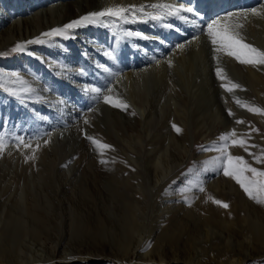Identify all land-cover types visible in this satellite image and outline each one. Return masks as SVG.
Wrapping results in <instances>:
<instances>
[{
  "label": "bare ground",
  "instance_id": "obj_1",
  "mask_svg": "<svg viewBox=\"0 0 264 264\" xmlns=\"http://www.w3.org/2000/svg\"><path fill=\"white\" fill-rule=\"evenodd\" d=\"M153 3L183 4L193 8L195 14L184 13L186 20L167 17L159 22H141L138 19L136 23L128 24L105 17L103 25L107 30L97 25L70 30L69 34L78 39L74 41V45L62 43L56 37L52 38L54 43H57V48L54 53H46V62L51 63L57 78L51 76L45 80L42 88L35 82H28L31 87L37 88L36 91L49 89V96L37 93V97L48 99L46 104L55 110L47 111L43 115L44 122L39 126L41 128L32 135L41 136L50 132V137L48 142L36 151L37 154L33 153L35 160L39 162L35 165L29 163L26 168L22 164L25 155L19 163L22 174L5 172L0 178V224L12 230H8V238L4 232L1 235L3 239L12 241L13 246H19L23 237L33 240L45 237L46 241L55 244L53 251H56L60 243L56 241V236L50 233L52 227L58 229L64 226L65 214L68 216V222L81 221L85 227H90L94 220L93 216H87L86 209H91V206L95 210L102 209L106 215H98L95 218L98 237L106 243L109 242V237L116 241L120 239L121 234L126 236L124 244L117 250L118 255L126 252L120 264L152 262H147L142 255L136 263L127 261L131 249L137 250L140 247L138 240L146 229L143 221L145 208L139 203L133 206L129 201L122 199V195L125 190L132 191L133 184L137 185L142 195H147L152 190L153 180L150 176L148 190L140 182L139 172L130 174L129 180L124 181L113 172L115 170L108 172L106 177L92 171L93 161L97 157L102 158L107 149L98 146L107 145L102 128L110 124L114 129L120 127V112L128 113L132 104L144 116L143 129L154 146L151 153L152 159L156 161L154 166L160 172L159 177L165 178L178 162L170 148L179 146L182 139L172 131L161 137L159 129L155 128L156 122L168 117L175 121L176 117H179L185 123L187 113L194 109L207 124L217 125L228 131H243L246 129L245 117L249 111L238 105L236 100L246 104V101L253 99L258 103L254 104L255 107L264 109V66L243 65L223 53H215L206 34L207 25L214 20L239 23L243 25L238 29L243 41L264 51V15L253 16L250 11L264 7V0H35L30 5L28 3L25 10H0V42L2 45L11 36L14 39L23 37L28 41L37 38L48 39L42 37L41 29L45 30L44 33L49 32L88 13L108 7ZM147 11L152 9L148 8ZM226 17L229 19L225 20ZM39 18L45 24L39 23ZM165 24H170L171 27H165ZM47 26L49 29H46ZM19 27L23 30L18 31ZM125 32H139L150 39L128 37L124 35ZM112 38L116 41V50L109 41ZM180 45L184 47L180 48ZM108 52H112L115 59H110ZM217 67L223 70L226 80L217 77ZM105 68L108 71H105ZM227 80L241 87L229 93L221 86L226 84ZM86 88H99L101 91L97 95L85 91ZM105 96L127 105V108L113 107L110 103H105ZM2 110L0 105V115ZM80 111L87 113L84 114L83 120L79 119ZM229 111L232 115H229ZM49 115L54 117L53 121L46 123ZM237 120L243 123L238 124ZM108 121H111L110 124ZM135 130L136 128L129 131ZM60 136L67 142L59 149L62 156L58 157V151L52 153L51 148L57 142L60 143ZM120 136L127 139V145L131 147L132 152L138 153L135 138L124 133ZM88 137L98 143L94 145ZM134 159L138 161L137 158ZM69 164L68 168H63ZM126 165L132 167L128 160ZM27 173L31 174L30 178ZM67 188H72V193L77 199H74L76 202L69 208H64ZM161 208L160 213L164 215L166 208ZM253 209L255 214L250 233L254 241L262 245L264 253V216L262 214L257 217V209ZM249 240L250 238H246V242ZM105 243L100 244L98 249L106 248ZM44 244L45 242L41 243ZM20 254V250L7 251L2 247L0 264L56 263L52 256L47 258L39 255L37 259L33 255ZM88 256L93 261H103L102 255L96 250L89 252ZM161 257L158 256L159 259L153 261L156 264H166ZM69 258L71 260H68ZM63 260L85 262L86 257L66 252ZM236 262L232 261L230 264Z\"/></svg>",
  "mask_w": 264,
  "mask_h": 264
},
{
  "label": "rangeland",
  "instance_id": "obj_2",
  "mask_svg": "<svg viewBox=\"0 0 264 264\" xmlns=\"http://www.w3.org/2000/svg\"><path fill=\"white\" fill-rule=\"evenodd\" d=\"M34 1L0 0V10L9 8L19 11L24 8L25 10L27 4L30 5ZM38 20L39 23L45 24L42 19ZM99 27L106 29L104 25H99ZM47 28L49 29V26ZM22 30V27L18 28V31ZM44 31L41 29L40 33ZM56 38L68 45H74V41L78 40L74 39L72 34H69V38ZM45 40L47 43L44 44H27L28 39L25 40L23 37L14 39L11 36L2 45L0 42V77L7 78L8 87H20L19 84L11 82L14 79L10 76L11 73L19 74L27 83L35 82L41 88L45 80L50 79L51 76L57 78L51 63L46 62V53H54L57 43H54L53 39ZM109 41L114 48L115 39L112 38ZM17 44L25 45V51L12 52ZM36 89L33 95L24 96L22 100H18L0 87V105L3 107L0 115V137H3L5 143L4 151L0 154V178L5 172L8 174L14 171L22 174L19 163L24 156L34 157L37 154L36 151L50 137V132L41 136L32 135L34 131L41 128L39 126L44 122L43 115L47 111L55 110L46 104L48 99H37V93L49 96V89L45 88L47 91L38 89L40 92ZM248 101H246L248 105L254 107L256 106L254 104L258 105L253 99ZM130 107L131 110L128 113L120 112L118 118L120 127L114 129L110 124L111 121H108L110 125L102 128V135L109 147L104 151L102 158L97 157L92 163V171H97L106 177L108 172L115 170L113 172L118 177L121 176L120 178L124 181L129 180L130 174L135 175L139 172L140 182L148 190L150 176L153 180L152 190L147 195H142L137 185L134 184L132 191L125 190L122 195V199L129 201L133 206L139 203L145 208L143 221L146 229L143 230L138 240L140 247L137 250L131 249L130 258L128 257L127 261L136 263L142 255L147 262L152 261L148 264H156L153 260H156L158 256H162L161 259L166 264H197L198 262L200 264H230L232 261H237L236 264H264L262 245L257 244L250 233V225L254 221L253 214H255L253 207L257 209L256 216L261 217L262 214L264 216V204H258L250 199L235 180L225 176L222 169L216 165L209 163L221 156V152L217 149L222 147L224 142L220 140V137L232 131L207 124L200 119L194 109L187 113L185 123L179 117H176L175 121L172 117H168L166 120L156 122L155 128L159 129L161 137L172 131L182 139L179 146L170 148L172 155L178 160L176 167L166 174L165 178H162L159 177L160 172L154 166L156 161L151 156L154 146L143 129L144 116L132 104ZM84 114L80 111L78 114L80 120L84 119ZM53 118L49 115L46 123H51ZM245 120L246 129L235 131L236 136L230 138L227 151L233 156L243 157L253 167L264 171V164L256 163L254 160V156L264 155V116L248 112ZM174 124L181 129L180 133L174 130ZM135 128V131H129ZM121 133L137 140L138 153L131 151V147L127 145V139L120 136ZM17 138H23L25 143L30 144L31 147L26 148L20 145ZM231 139L245 140L248 150L233 146ZM58 140L61 144L57 142L51 150L52 153L58 151L57 156L60 157L62 153L59 149L65 145L67 140L61 136ZM134 158L138 159V163ZM35 159V157L34 159L25 158L22 164L26 168L29 163L35 165L39 162ZM127 160L131 162L132 167L126 165ZM69 166L70 164L63 168L66 169ZM27 176L30 178L31 174L27 173ZM66 191L63 203L64 208H69L72 203L76 202L77 197L72 193V188H67ZM215 200L227 204L228 207H221L213 202ZM162 206L166 208L164 215L160 213ZM90 208L86 209L87 216H93L92 220H94L90 227H85L81 221L68 222L67 214H65L66 224L64 226L58 229L52 227L50 233L56 236V241L60 243L56 251H53L55 244L46 241L45 237L41 240L23 237L19 246H13L12 241L3 239L1 235L4 232L7 237L10 232L8 230H11L4 224H0V249L3 247L7 251L20 250V255H33L37 259L39 255L47 256V258L52 256L56 259L55 264H120L126 252L123 251L118 255L117 250L120 245L124 244L126 236L121 234L117 242L109 237V242L105 243L102 238L98 237L95 218L98 215L103 217L106 215L102 209H96L97 212H95V209L91 206ZM246 238L250 240L246 242ZM43 242L45 244L41 245ZM103 243L107 244L106 248L98 249ZM92 250L102 255V262L88 258V253ZM66 252L82 254L86 257V261L63 262ZM142 263L144 264V261Z\"/></svg>",
  "mask_w": 264,
  "mask_h": 264
},
{
  "label": "snow or ice",
  "instance_id": "obj_3",
  "mask_svg": "<svg viewBox=\"0 0 264 264\" xmlns=\"http://www.w3.org/2000/svg\"><path fill=\"white\" fill-rule=\"evenodd\" d=\"M150 8L152 11H147ZM251 15L253 16H262L264 15V7L261 9H251ZM184 13L195 14L194 9L191 7H186L183 4H174V3H153L150 5H129L125 6H115L108 7L101 11H94L88 13L84 16H81L79 19L73 20L70 23L64 25L61 28L52 29L49 32H45L42 34V37H46L49 40L54 37H63L69 38L70 30L80 28L87 25H103L104 18H112L116 21H119L123 24L128 23H136L138 19L141 22H146L147 20L152 21H163L167 17H175L180 20H186V16ZM237 14H231V16H236ZM228 20L229 17L224 18ZM109 27H115V25H107ZM165 27H171L170 24H165ZM243 25L239 23H224L220 19L214 20L212 23L207 25V36L213 45V51L217 54L223 53L228 57H232L237 60L240 64L243 65H251L253 67L256 66H264V51H261L248 43L243 41L238 29L242 28ZM125 36L128 37H138L143 39H150L148 36H142L139 32H125ZM47 43V40L42 38H37L35 40H30L27 44H44ZM183 48V45L179 46ZM25 51V45L17 44L12 52H23ZM110 59H115L112 52L107 53ZM169 66L171 67V62L169 61ZM105 71H108L105 68ZM216 75L218 78L222 80H226V76L224 75L223 70L220 67L216 69ZM10 76L14 78L11 82L13 84H19V88L8 87V80L0 77V87L8 93V95L15 97L18 100H22L24 96H31L35 93V89L31 87L27 81L21 78V76L17 73H11ZM222 87L225 88V91L232 93L234 90L239 89L241 86L237 83L232 82L231 80H227L226 84H222ZM47 91V89H45ZM85 91H91L100 94L99 88H86ZM110 91V89H109ZM37 99H42L41 97H37ZM105 103H110L113 107H120L122 109H126L127 105L120 103L118 101L112 100L110 97H104ZM236 103L241 107L247 109V111L252 112L254 114L264 115V109L259 107H254L248 104H241L239 100H236ZM229 115H232L231 111H229ZM238 124L243 123L241 120L236 121ZM87 123V121H85ZM174 130L177 133L181 132V129L176 125H173ZM236 132L233 130L229 134L222 135L220 140L224 142L223 146L217 149L221 152V156L218 157L214 161H210L216 165L218 168L222 169L223 174L235 180V182L243 189V191L247 194V196L254 200L258 204H264V171L253 167L241 156H233L231 155L227 149L229 146V141L231 137H235ZM20 145L24 147H31L30 144L25 143L23 138H17ZM95 145L98 142L88 137ZM47 142V141H46ZM231 144L233 146H239L244 148L245 151L248 150V146L246 145V141L243 139H231ZM101 148H108V145L100 144L98 145ZM5 148L4 139L0 137V153H3ZM249 155H253L249 153ZM26 159H34V157H26ZM254 160L256 163L264 164V155L254 156ZM104 163V161H101ZM251 174L250 176L247 174ZM203 191V188H201ZM214 203L220 205L221 207L227 208L228 205L222 203L221 201L215 200Z\"/></svg>",
  "mask_w": 264,
  "mask_h": 264
}]
</instances>
